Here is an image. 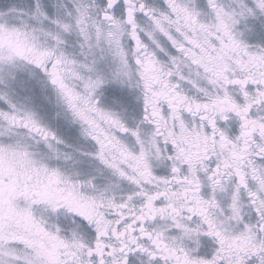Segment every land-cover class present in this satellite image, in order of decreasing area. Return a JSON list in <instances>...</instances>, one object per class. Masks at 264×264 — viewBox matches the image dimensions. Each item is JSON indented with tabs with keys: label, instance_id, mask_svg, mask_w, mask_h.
<instances>
[{
	"label": "snow or ice",
	"instance_id": "snow-or-ice-1",
	"mask_svg": "<svg viewBox=\"0 0 264 264\" xmlns=\"http://www.w3.org/2000/svg\"><path fill=\"white\" fill-rule=\"evenodd\" d=\"M0 264H264V0H0Z\"/></svg>",
	"mask_w": 264,
	"mask_h": 264
}]
</instances>
